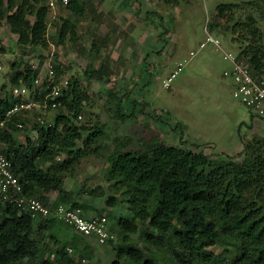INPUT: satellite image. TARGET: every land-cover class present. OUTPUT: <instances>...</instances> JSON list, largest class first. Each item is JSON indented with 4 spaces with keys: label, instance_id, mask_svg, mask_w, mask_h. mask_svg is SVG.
<instances>
[{
    "label": "trees",
    "instance_id": "16d2710c",
    "mask_svg": "<svg viewBox=\"0 0 264 264\" xmlns=\"http://www.w3.org/2000/svg\"><path fill=\"white\" fill-rule=\"evenodd\" d=\"M242 1L250 7L244 19L230 17L231 24L211 22L209 27L229 30L232 39L244 44L236 54L238 59L249 65L253 76L264 78V0ZM234 4L223 2L221 16L223 6L232 9ZM65 7L77 16L86 11L79 0H69ZM48 15L45 0H0V26L5 22L17 42L39 56L48 44ZM66 28L65 21L57 40L64 39ZM41 62L35 67L26 63L10 76L11 83L30 88L36 100L50 89L46 81L33 85ZM104 67L87 66L79 76L71 75L58 96L54 121L34 123L35 136L27 135L24 141L16 137L18 115L0 129L2 150L12 161L23 194L53 207L56 203L49 201L48 193L61 191L62 204L80 207L86 214V205L64 190V178L86 153L87 143L102 133L101 126H79L74 119L88 98L91 81L108 82ZM54 68L58 78L57 61ZM14 101L11 92L9 97H0V115ZM79 140L82 145H77ZM59 153L65 155L60 161L55 159ZM107 159V180L113 193L105 204L116 207L126 201L131 212L115 219L120 235L110 264H264L263 140L245 142L235 155L222 152L213 156L203 149L148 139L139 147L120 143ZM111 213L109 210L110 220ZM69 229L52 216L32 217L17 203L0 201V264H89L91 246ZM215 245L221 247L219 252L210 248ZM68 248L78 256H72Z\"/></svg>",
    "mask_w": 264,
    "mask_h": 264
},
{
    "label": "rangeland",
    "instance_id": "374dc122",
    "mask_svg": "<svg viewBox=\"0 0 264 264\" xmlns=\"http://www.w3.org/2000/svg\"><path fill=\"white\" fill-rule=\"evenodd\" d=\"M227 1L236 4L232 9L223 6L221 16L219 9ZM79 3L86 8L81 16L65 5L49 10L48 44L41 50L42 56L33 48L20 45L17 36L2 23L0 97H9L16 85L11 83L10 76L14 69L26 63L35 67L42 60L41 79L49 59L60 64L59 77L67 79L71 75L79 76L80 70L87 66L105 65L108 82L91 81L88 98L74 119L76 125L87 128L99 125L102 133L96 141L87 143L86 153L65 172L64 190L86 205V214L107 217L113 239L99 244L94 237L87 236L85 241L93 251L89 264H110L120 235L115 219L119 215H131L126 201L116 207L105 204L113 193L107 180L110 167L107 158L116 145L139 147L153 139L183 148L203 149L213 156L222 152L235 155L245 142L264 141V118L255 116L233 95L232 80L223 75L231 66L225 53L237 54L244 44L232 39L233 34L221 26L213 30L209 27L211 22L231 24L227 21L230 17L244 19L250 11L246 2L79 0ZM65 21L67 33L59 41L57 34ZM207 32L219 40L220 46L207 41ZM202 41L205 45L199 47ZM169 77L166 87L164 82ZM56 112V109L43 111L35 107L16 114L23 123V127L15 130L16 137L24 141L27 135L35 136L32 126L40 122L39 117L52 123ZM121 113L126 116L121 117ZM86 135L84 131L83 136ZM77 145H82L81 140ZM64 156L59 153L55 159L60 161ZM60 196L61 191L48 193L51 203H61ZM137 235L139 232L133 236ZM210 248L215 252L221 250L217 245Z\"/></svg>",
    "mask_w": 264,
    "mask_h": 264
},
{
    "label": "built area",
    "instance_id": "2783aa9c",
    "mask_svg": "<svg viewBox=\"0 0 264 264\" xmlns=\"http://www.w3.org/2000/svg\"><path fill=\"white\" fill-rule=\"evenodd\" d=\"M69 0H45L50 10H54L60 5H66ZM207 41L213 42L220 46L219 40L207 32ZM205 42L202 41L199 47H203ZM193 53V52H191ZM225 57L230 60V68L223 71V75L230 77L233 83V95L253 113L264 118V78L252 75L247 63L238 59L236 54L231 52L225 53ZM52 58V56L50 57ZM45 76L41 79L40 72L34 78L33 85L39 86L42 80L50 87L43 97L39 100L34 99L33 92L26 86L15 85L11 89V94L15 101L0 115V129L16 115L24 110H33L35 107L46 111L54 109L60 105L58 96L63 87H67V78H56L54 61H46ZM172 76L174 73L171 74ZM170 77L164 82L167 87ZM41 123L43 118L39 117ZM50 124V123H49ZM17 127H23L21 121H16ZM0 144V201L15 202L22 209L30 212L32 217H54L63 221L81 236L94 237L99 244H105L113 239V234L108 228L107 217L103 214L86 215L80 207L70 208L62 203H57L50 207L36 197L28 196L22 193V186L12 171V161L5 155ZM70 254L77 257L78 254L71 248H68ZM85 259L82 258V262Z\"/></svg>",
    "mask_w": 264,
    "mask_h": 264
},
{
    "label": "crops",
    "instance_id": "0c3cea01",
    "mask_svg": "<svg viewBox=\"0 0 264 264\" xmlns=\"http://www.w3.org/2000/svg\"><path fill=\"white\" fill-rule=\"evenodd\" d=\"M87 215H88V214H87ZM89 215H90V214H89ZM91 215H93V214H91ZM85 237H87V236H85ZM85 237H84V239H85ZM89 237H90V236H89ZM87 238H88V237H87ZM87 238H86V239H87Z\"/></svg>",
    "mask_w": 264,
    "mask_h": 264
}]
</instances>
